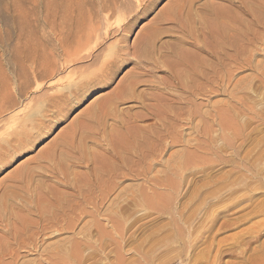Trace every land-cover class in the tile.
<instances>
[{
    "label": "rangeland",
    "instance_id": "374dc122",
    "mask_svg": "<svg viewBox=\"0 0 264 264\" xmlns=\"http://www.w3.org/2000/svg\"><path fill=\"white\" fill-rule=\"evenodd\" d=\"M128 1L129 6H137L135 0ZM169 1L171 0H157L148 13L139 15L136 18L133 29L129 33L114 34L105 39L102 45L96 48L97 50L95 49L94 54L89 56L91 58L86 57L81 59V61L79 60L73 63V65L69 64L68 67L63 69V72L57 74L55 77L56 80L53 79L55 83L53 86V83H51V85L49 81L41 80L38 73L46 69L45 65L42 66L43 59L46 60L44 57H48L51 62L55 61L58 67V57L60 56L58 40L62 37V18L66 15L67 19L71 18L68 22L69 24L76 17L81 19L82 17H79V15H83L86 20L90 11L97 9L98 6L96 2H98V0H0V111L3 113L0 116V118L2 117L0 121L5 118V120L2 121L3 123L0 122V130H2V127H4L2 132L8 129H5L7 125L4 124L7 122V116L10 118V113H19V119H22V123L18 122L20 120L17 119V125L9 128L6 133H0V143L7 140L10 141V143H14V138L17 137L15 133L20 130V127H23L21 125H24L33 114H36L37 118H41V114L48 118L45 119L46 123L44 125L46 127L42 136L32 137L31 142L21 147V149L13 150L10 148V153L8 152V154H10V159L7 162L0 161V203H2V207L3 203L5 206L10 205L13 207H15L17 203L22 204L26 201V197H28L27 193H32V195L36 197V193L38 192L40 196L42 190L45 191L47 186L50 187L48 190L49 192L55 191V189L56 191L54 193L59 192L64 195H69L73 192L70 188L66 187L59 178L47 172H45L47 174L43 176L35 174V177L32 179L33 185L30 186L32 190L26 193L20 192L17 195L11 193L13 188L10 185V180L23 169L30 171L31 168L37 164L38 158L47 150L51 149L57 140H60L62 137H66L65 139L76 137L78 139L83 131L82 128L89 123V114L92 113L96 107L105 103L103 99L116 90V87L122 82L123 77L132 70L133 64L124 65L117 74L107 81V85L100 84L98 87H94L90 94L84 95V97L82 96L79 101H72L69 110L61 114H53L51 111H47L48 109H46L45 106L40 110L43 103V95H61L66 92L68 93L71 87H74L81 81V78L70 76L72 78L70 79V77L67 76L69 78V81H67V72H79L81 70L92 69L94 66L89 65L96 59L95 56L99 55L95 64L101 62L111 54L110 50H108V53L106 51L108 45L112 44V41L115 42L118 38H122L124 35L127 36L126 42L131 45L133 41L144 32L150 20L155 17L154 14L163 11L170 4H168ZM126 4L124 7H131ZM196 5H198L196 9L200 11V13L194 14V21H199L200 17H205L207 13L211 11V8L218 10L228 4L225 0H199ZM196 14L200 15L198 16L199 18ZM68 16H70V18ZM170 26L171 25L167 24L163 28L167 30L166 27ZM173 35V33L169 32L161 36L159 44L162 45L163 49L174 45L175 39ZM257 35L261 36L262 41L254 42L251 46L252 50L251 48V51L249 50L252 54L251 64L244 65V62H240L237 64L238 66L236 65L234 67V69L238 68L239 70L233 69V83L237 84L231 85L228 87L229 89L224 92L220 91L218 94L202 96V101L206 102H204V109H212L213 105L216 104L223 105V103H230L229 105H232L234 107V112H236L237 132L241 134L237 133V137L235 136L234 138L233 135H230V130L225 133V131L219 129L217 124L209 120L206 122V133L209 134L207 137L211 138L205 140L200 137V139L204 141L201 140L202 145L205 146L202 148L201 145V148L196 150L197 145H195V143H198L197 141L195 142V140H197L196 133H191V130L184 129L187 125L181 123V125L184 126H180L178 130L182 131L181 133H183L182 135H184V137L186 135L185 139L187 141L188 139L190 140L188 142L180 141L181 143H173L171 148L169 147V149H167V152H162L160 154V156H162H159L155 161L153 160L154 163H152L153 165L155 164V168L159 170V173L153 171L150 175L153 176L154 173L153 177L156 176V180L159 182L163 179L160 182L161 186L158 185L155 191H150L147 189L149 186L145 176L139 177V179H135L132 176L120 179L121 188L124 190V192L122 191L123 197L127 201L125 204L123 203L124 207H122L121 210L123 214H120V217H122L120 218V222H105L106 235L100 237V235L96 234V236L94 234L93 237H96L90 238L88 241L89 247L87 245V247L82 250L83 252H63L64 255L61 254L62 256L60 255L62 252L43 253L42 251L38 252L33 250L32 252V250L26 249L20 252L18 264L22 262H24L22 264H49L51 258L52 264H54L55 261L58 262L59 258L60 260L62 259L59 261V264H249V262L251 264L252 261L258 257L259 250L260 256H262L263 253L262 257H264V250L261 253L262 250L260 249L261 247L264 249V165H262L264 164V32L259 30ZM44 47H48L47 49L51 54L49 53L47 55L49 51L47 49L44 50ZM46 50L47 52H45ZM42 53H44V57ZM50 57L51 59L53 58V61L50 60ZM56 58L58 59L56 60ZM45 60L44 64L47 62H45ZM20 61L22 62L18 65L17 63H20ZM47 65L46 63V66ZM161 69L165 70L164 67ZM166 73L163 71H156L152 77H143L145 80L136 88L135 94L144 99L148 98L151 93L155 91L158 92L157 87L161 86L159 80L168 78V73ZM58 76H61V81L63 78L66 79L64 83L60 80L57 82ZM38 81L45 82L42 83L43 85L39 89L35 87ZM58 83L60 84L58 85ZM104 100L106 101V99ZM147 101H149V103H156L152 100ZM208 103L209 107L206 106ZM118 109L122 111L121 116L123 117L128 115V113L132 114L142 110L136 101H128L119 104ZM108 120V123H110L109 125H114L115 119ZM152 122H154L152 119H147L136 122V125L143 127L152 124ZM31 125L32 124L29 122L26 127L31 128ZM223 134L228 137L225 141L221 139V136H224ZM82 137L84 138V136ZM191 139L194 142H192ZM84 141L87 147H91L90 150L93 149V151H99L101 153L105 152L100 148L101 144L99 140L97 141L95 138H91L89 135L85 134ZM184 144H186V146ZM184 147L188 148L185 149ZM182 150L183 152H180ZM172 152L181 153H174L173 156L171 155V162H173V166L171 165V167L173 168H177L179 163L181 165V161L179 162V160H177L179 159L177 158L178 156L184 158L187 155L185 158L188 159L184 162L185 164L182 162L181 174L179 172H171V175H169L168 173L164 174L165 171L163 172V166L165 162L167 163V161H170V154ZM187 160H189V164ZM75 165L76 166L73 167V173L74 171L75 173L77 172V178H86L91 182L92 177L88 174V168L84 164ZM35 169L37 171L38 168ZM174 170L175 168L173 171ZM175 171H177V169ZM167 181L170 183H166ZM245 182L247 183L245 184ZM135 183L139 184L138 188L140 192L138 190L133 192ZM9 187H11V189ZM134 193L138 195L137 197L140 196V203L138 206H135L130 200L132 196L137 198ZM42 195L43 194H41V196ZM46 195L47 193L42 197L46 198ZM223 207L226 208L224 209ZM114 208L115 207L111 206L109 210L115 211L116 208ZM251 209L255 211H251ZM256 209L258 212H256ZM260 211H262V213ZM19 212L17 215L22 218H30L31 220L37 218L33 215H30V217L27 214L28 212ZM246 214H248L249 217ZM26 215H28V217ZM239 216H241V218ZM87 220L90 221L89 227H93L92 229L93 231L95 230V233L100 223L95 221L96 224L94 221L90 220L89 217H85L81 222L84 223V221L86 222ZM83 223H78L80 226L76 228L77 232L81 231L80 229ZM261 223L263 224L262 229H260ZM1 229L2 227L0 225V238L4 236ZM51 230H48L47 234L44 236L46 240L44 245L49 246V242L55 243V245L61 244V246L67 244V240L63 243L62 241L65 237H70L72 230H69L70 232L68 230H66L67 232H64V230L57 232L54 231V229ZM82 237L81 233H77V241L79 240V242H81L83 240ZM239 238H241V240ZM242 239L247 246L244 245ZM247 239L251 241H249L250 244H247L248 242L246 243V241H248ZM57 240L58 242L59 240L61 241L59 242L60 244L58 242L56 243ZM236 241L242 242L241 246H239L240 242L237 243L239 248L237 246L235 247ZM259 245H261L260 248ZM241 247H246L244 249L245 253H239L242 249ZM254 247H258V251H256ZM208 248L212 249V251H209ZM218 248L220 249L218 250ZM235 248H238L239 251L236 252L238 249L236 250ZM228 249L229 251L225 252ZM230 249L233 251L231 252ZM218 252H221L219 256ZM253 252L254 254H252ZM56 253H58V255L57 257L54 256V259L53 254L55 255ZM69 253L70 255L68 258L67 255ZM208 253L211 256H209ZM251 254L256 255L253 256L255 257L254 259ZM206 255H208V257ZM183 256L185 257L183 258ZM213 256L215 259H212ZM260 256L259 258L261 259ZM63 257L65 260H63ZM186 258H189L192 262ZM191 258H194V260ZM40 259L41 261H39ZM53 259L55 261H53ZM182 260H184V262ZM245 261L248 263H245ZM262 264H264V262Z\"/></svg>",
    "mask_w": 264,
    "mask_h": 264
},
{
    "label": "bare ground",
    "instance_id": "6f19581e",
    "mask_svg": "<svg viewBox=\"0 0 264 264\" xmlns=\"http://www.w3.org/2000/svg\"><path fill=\"white\" fill-rule=\"evenodd\" d=\"M156 1L157 0H135L137 6L134 7L133 5H130V7L128 0H98V2H96L98 6L97 9L90 11L86 20L83 15H79V17L82 18L79 19L76 17L70 24L68 23L71 19L70 16H68L70 19H67V15H64L65 17L62 18L61 24L62 37L58 40L60 46V56L58 57L59 59L56 58V60L58 59L59 61L58 67L57 63L53 61V58L51 59L50 57V60L53 61L51 62L49 61V58L44 57V53H42L46 60L43 59V65H41H45L46 69L38 73L39 78L41 80L49 81V84L53 83L54 86L55 83L53 79H55L59 72H63V69L68 67L69 64L73 65V63L79 60L81 61L83 58L92 56L95 49L102 45L105 39L113 36L114 34H123L124 32L129 33L133 29L136 18L139 15H145L148 13L151 7L155 5ZM198 1L199 0L169 1L168 4H170L163 11L154 14L155 17L150 20V23L145 28L144 32L136 40H134L131 45L126 42V35L120 39L118 38L119 40L116 38L117 41L114 40L115 42L112 41V44L109 43L110 45H108V49L106 50L107 53L108 50H110L111 54L96 64L95 62L99 55L95 56L96 59L89 65L94 66L92 69L81 70L79 72H67L66 77L77 76L81 78V81H79V83L74 87H71L68 93L66 92L61 95H43V103L40 110H42L43 106H45L46 109H48L47 111H51L53 114H61L64 111L69 110V106L72 101H79L82 96L84 97V95L90 94L93 88L98 87L100 84L107 85V81L110 80L112 76L117 74V72L120 71L124 65L133 64L132 70L123 77L122 82L118 85V87H116V90L104 98L106 101L103 99V102L105 103L102 102L103 104L101 103V106L96 107V109L89 114V123L82 128L83 131L78 139L76 137H70L69 139L62 137L60 140H57L51 149L47 150L38 158V162L34 166L35 168H38L37 171L34 167H32L30 171L23 169L10 180V185L13 188L11 193H14L13 195H17L20 192L26 193L29 190L31 191L32 189L30 186L33 185L32 179L35 177V174L43 176L47 173L59 178L61 182L73 192L69 195H64L59 192L54 193L56 189L55 191L50 190L51 192H49L48 190L50 187L47 186L45 191L42 190V193L40 192L43 195L47 193V197L44 196L46 198H43V195L41 196V194L39 196L38 192L36 193L37 198L34 197L32 193H27L28 197H26V201L22 204L17 203L15 207L10 205L5 206L4 203L2 207V203H0V225L4 234V236L0 238V264H18L20 252L26 249L32 250V252L33 250L38 252L42 251L43 253L62 252L60 255H64L63 252H83L82 250L87 247L88 241L90 238L92 239L94 234L100 235V237L106 235L107 231L105 222H120V218H122L120 217V214L122 213L121 210L122 207H124L123 203L125 204L127 201L123 197L122 191L124 192V190L121 188L120 179L128 176L139 179V177L145 176L149 186V188H147L148 186L146 188L150 191H155L158 185L161 186L160 182L163 179L159 182L156 180V176L153 177L154 173L153 176L150 175L153 171L159 173V170H156L155 168V164L153 165L152 163H154L155 159H158L162 152H167V149H169V147L171 148L173 143L187 141L185 139L186 135L184 137V135H182L183 133H181L182 131L178 130L180 126H184L181 125V123L187 125L184 129L191 130V133H196L197 140H195V142H198L195 143V145H197V148L195 147L196 150L198 148L200 149L202 145V139H200V137L205 140H209L211 138L207 137L209 134L206 133V122L209 120L210 122L212 120V123L217 124L219 129L225 131V133L230 130V135H233L235 138L238 133V125L235 118L236 112L233 110L234 107L229 105L230 103H223V105H213L212 109H204L205 101H202V96L216 93L218 94L220 91H226L229 89L228 87L234 84V67L240 62H244V65L251 64L252 54L249 50L250 48L252 50L251 46L254 42L262 41L261 36L257 35L259 30L264 32V0H225L228 4L227 6L223 8L221 7L222 9L220 8L218 10L211 8V11L207 13L205 17L199 18L198 16L200 15L196 14L199 21H194V14L200 13V11L196 9ZM126 3L130 8L124 7ZM167 24L171 26L166 27L167 30H165L163 27ZM169 32L174 34V45L163 49L162 45L159 44L161 36ZM47 48L44 47V50ZM47 50L45 52H47ZM49 53L50 51L47 55ZM44 60L45 62L47 61V66L46 63L44 64ZM21 62L22 61L17 64L20 65ZM162 67H164L165 70L161 69ZM156 71L168 73L167 79L164 78L163 80H159L160 82L158 81L161 85L158 87L156 86L158 92L155 91L151 93L148 98L144 99L136 95V88L145 80L143 77H152ZM68 77L67 81H69ZM71 77L70 79H72ZM60 78L61 76L57 79V82H59L58 80H60ZM65 80L66 79L63 78V82L61 80L60 81L64 83ZM42 83L45 82L38 81L35 87L37 89L41 88L43 85ZM59 84L60 83H58V85ZM236 84L237 83L234 85ZM147 100L155 101L157 104L149 103ZM128 101H136L142 110L132 114L128 113V115L123 117L121 116L122 111L118 109V105ZM206 106L209 107V103ZM1 114L3 113L0 111V116ZM11 114L12 113H10V118L7 116V122L4 124L7 125L5 126V129H9L14 125H17V119L20 118L19 113L12 114V116ZM46 118L47 117L43 114H41V118H37V115L33 114L29 120L24 123V125H21L23 127H20V130L15 133L17 135V137H15L16 139L12 136L15 140L14 143H10L8 140L0 143V161L7 162L10 159V154H8L10 148L13 150H17L19 148L21 149V147H24L31 142L32 137L42 136L46 127L44 125L46 123ZM0 119H2V117ZM108 119H115L113 123L114 125H109L110 123H108ZM147 119H152L154 122L143 127L136 125V122ZM19 120L20 121L18 122L22 123V119ZM2 121L0 122L3 123ZM29 122L32 124L31 128L26 127ZM3 129L4 127L0 130V133H6L8 130L7 129L2 132ZM85 134L89 135L91 138H95L97 141L99 140V143L101 144L100 148H102L105 152L101 153L99 151H93V149L90 150L91 147L89 148L85 145ZM82 136H84V138ZM221 137L224 141L228 138L227 135ZM189 140L190 139H188V141ZM192 142L194 141L192 140ZM184 145L186 146V144ZM204 146L202 145V148ZM183 150L180 152H183ZM187 152L188 151L186 150V153ZM174 153L172 152L170 154V161H167V163L165 162L166 160L164 161V174L168 173L171 175V172L182 173L180 170H182L183 163L186 159H188L185 157L189 153H187L184 158L181 156L177 157L179 158L177 160H179V162L181 161V165L178 161H176L179 163V166L176 164L177 168H174L175 170L177 169V171H173L174 168L171 167L173 164V162H171V157ZM188 161L189 160H187V163ZM75 164H84L88 168V174L92 177L91 182L86 178H77V172L75 173L74 171L73 173V167L76 166ZM166 183L169 184L170 182L167 181ZM246 183L247 182H245V184ZM134 185L135 188L133 189L134 191H132H139V184L135 183ZM11 187L9 188L11 189ZM136 193L134 194L137 197L138 193ZM139 197L135 198L132 196L130 199L135 206H138L140 203ZM111 206L115 207L116 210L110 211L109 209ZM257 209L256 212H258ZM19 211L28 212L27 214L29 216L33 215L37 218H35V220L22 218L17 215ZM251 211L255 210L251 209ZM260 212L262 213V211ZM28 215L26 216L28 217ZM246 215L248 216V214ZM85 217H89L90 220L100 223L95 233V230L93 231L92 229L93 227H89L90 221L87 220L86 222L84 221V223L81 222L85 219ZM239 217L241 218V216ZM79 222L83 223V225L80 229L81 231L77 232L76 228H79ZM262 225L263 224L261 223L260 229H262ZM51 229H54L56 232L72 230L70 237H65L62 241L63 243L67 240V244L61 246L59 243L61 241L59 240L58 242L57 240L56 243L58 242L60 245H55V243L52 242H49L50 244L48 243L49 246L44 245L46 241L44 236L47 234V231ZM77 233H81L83 236V240L81 242L76 239ZM239 239L241 240V238ZM249 241L250 240L246 241V243L248 242L247 244H250L251 241ZM238 242H235V247ZM242 242L238 245L241 246ZM239 246L237 247L239 248ZM260 246L261 245H259V248ZM245 248H242L243 250L241 249L239 253L244 252ZM254 248H256V251L259 249L258 247ZM219 249L220 248H218V250ZM260 249L262 250V253L264 249L262 247ZM210 250L212 251V249H209V251ZM228 251L229 249L225 252ZM232 251L233 250H231V252ZM238 251L239 249L236 252ZM259 251L256 259L253 257L256 255H252L254 252L251 254L254 259L253 261L251 260L253 264H262L264 262V257H262L263 253L262 256H260L261 254ZM220 254L221 252L218 256ZM57 255L58 253L55 255L53 254V257H57ZM69 255L70 253L67 257ZM208 255L206 256L208 257ZM64 257L63 260H65ZM184 257L185 256H183V258ZM189 258L186 259L190 260ZM54 259L53 261H55ZM191 259L194 260V258ZM212 259H215V257L213 256ZM58 260L61 261L62 259L60 260L59 258ZM184 260L182 261L184 262ZM39 261H41V259ZM59 261H55L54 264H59ZM190 262L192 261L190 260ZM246 262L247 261H245V263Z\"/></svg>",
    "mask_w": 264,
    "mask_h": 264
}]
</instances>
